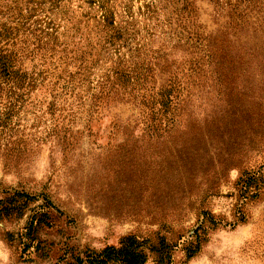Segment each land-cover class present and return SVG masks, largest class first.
Returning <instances> with one entry per match:
<instances>
[{
	"label": "rangeland",
	"instance_id": "rangeland-1",
	"mask_svg": "<svg viewBox=\"0 0 264 264\" xmlns=\"http://www.w3.org/2000/svg\"><path fill=\"white\" fill-rule=\"evenodd\" d=\"M94 1L39 4L63 34L66 53L58 54L56 63L63 62V69L73 56L84 55L88 66L95 64L97 79L113 62L101 52L103 11ZM105 1L115 13V26L129 31L123 50L127 57L129 48L139 45L149 54L165 50L179 63L187 59L185 48L176 45L179 27L186 22L180 11L183 0ZM193 1L207 33L226 23L224 10L209 0ZM231 47L222 62L225 71L217 70L215 60L182 80L181 99L197 126L208 115L226 111L227 129L212 142L181 140L184 165L176 178L165 173V162L174 161L173 139L165 140L164 149L162 140L137 136L140 110L131 104L112 103L94 112L89 100L79 101L83 89L64 96L43 88L25 96L24 103L1 91L0 199L23 192L39 200L23 217L0 219V264H73L75 256L118 246L131 234L164 237L175 245L170 264H264V188L238 208L240 178L264 171V0L232 36ZM38 63L39 57L31 58L26 67ZM117 120L122 129L134 132L128 136L116 130L112 122ZM174 180L179 181L176 188ZM178 187L184 191L174 192ZM44 194L56 209L48 224L37 230L38 251L23 254L20 236L30 210L44 203ZM239 209L245 213L243 223ZM203 210L222 224L210 230L200 252L188 260L184 247L201 223ZM148 264H156L154 258Z\"/></svg>",
	"mask_w": 264,
	"mask_h": 264
},
{
	"label": "trees",
	"instance_id": "trees-1",
	"mask_svg": "<svg viewBox=\"0 0 264 264\" xmlns=\"http://www.w3.org/2000/svg\"><path fill=\"white\" fill-rule=\"evenodd\" d=\"M40 1L0 0V92L15 94L16 101L24 103L27 101L25 96L43 88L45 93L48 90L61 91L64 96L83 89L85 95L79 96V101L83 103L85 99L89 100L94 112L109 109L112 103L122 102L139 108L141 132L137 136L162 140L164 149L168 147L166 139L174 141L171 147L175 151V155L171 154L174 161L165 162V173L170 178L178 177V169L184 165L182 153L185 147L179 143L181 140L200 138L212 142L216 140L215 136L219 132L227 129L226 111L225 115H208L203 125L197 126L198 122L193 113L181 99L182 80L188 73L202 72L206 64L215 63V60L218 64L217 70H226L222 62L232 50V36L247 21L259 0H209L217 9L226 12L227 21L216 31L208 33L199 24L195 2L183 0L180 11L181 15H185L186 22L182 28L179 27L176 45L185 48L187 59L180 63L171 60L165 50L149 54L146 52L150 51L148 48L139 45L129 48L130 55L127 57L123 50L130 41L128 29L115 26V13L105 0L94 1L100 3L103 11L101 52L108 54L113 62L97 79L93 77L95 64L88 66L84 55L73 56L70 65L63 69V62L56 63L57 55L66 53L64 42L60 41L63 34L59 33V27L53 24V19L45 15ZM37 57L40 63L27 68V60H35ZM69 66L75 67V71L69 70ZM161 76L165 78L157 85ZM48 80L49 83L45 85ZM112 124L124 135L130 136L135 130L129 127L122 129L118 120ZM173 182L176 188L179 181ZM238 186L241 192L238 208H243L250 200L257 198L264 188V171L245 174L240 178ZM180 190L184 191L178 187L174 192L178 193ZM37 198L39 197L28 193L16 192L10 197L0 199V219L23 217L29 205L38 202ZM42 198L44 203L30 210L24 233L20 236L23 254H30L33 248L38 251L37 230L48 224L52 209H56L47 194ZM239 214V222L243 223L246 220L245 213L239 209ZM201 217V223L193 230L191 240L184 247L188 260L200 252L210 230L222 224V221L216 220L206 210L201 212ZM174 247L164 237L153 239L131 234L124 236L118 246L109 245L99 251L87 250L75 256L73 264H148L151 258H154L156 264H170Z\"/></svg>",
	"mask_w": 264,
	"mask_h": 264
}]
</instances>
